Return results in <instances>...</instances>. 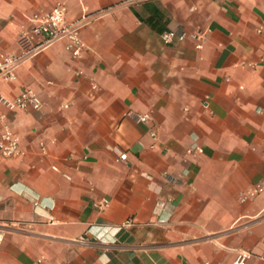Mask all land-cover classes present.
<instances>
[{"label":"crops","instance_id":"obj_1","mask_svg":"<svg viewBox=\"0 0 264 264\" xmlns=\"http://www.w3.org/2000/svg\"><path fill=\"white\" fill-rule=\"evenodd\" d=\"M60 3L84 57L0 79L43 102L0 105V264H264V0H0V62Z\"/></svg>","mask_w":264,"mask_h":264},{"label":"built area","instance_id":"obj_2","mask_svg":"<svg viewBox=\"0 0 264 264\" xmlns=\"http://www.w3.org/2000/svg\"><path fill=\"white\" fill-rule=\"evenodd\" d=\"M32 27L25 32L20 39L22 52L19 55L4 56L0 62V79L5 82H16L18 80V69L25 62L34 59L55 43L65 41L66 49L71 53L73 58L82 59L87 50L81 33L88 23V17L77 21H69L68 9L64 4H58L51 12L38 13L31 18ZM177 34L169 32L164 36L166 43H172ZM202 39L201 35L196 36ZM203 44L198 45L202 49ZM0 105L11 112L28 110H40L43 102L40 97L32 90H25L15 98L0 94ZM5 116L0 112V124L4 121ZM149 115L139 117V121L147 122ZM201 151L197 145L189 150V153ZM22 154L20 138L9 126H4L0 130V157L13 158ZM122 161L128 160V154L121 155ZM264 192V183L258 185L252 191V195ZM108 202L105 201V204ZM251 254L247 251H240L233 264H247Z\"/></svg>","mask_w":264,"mask_h":264}]
</instances>
